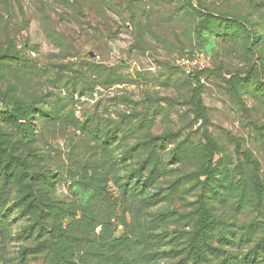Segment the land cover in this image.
<instances>
[{"label":"rangeland","instance_id":"obj_1","mask_svg":"<svg viewBox=\"0 0 264 264\" xmlns=\"http://www.w3.org/2000/svg\"><path fill=\"white\" fill-rule=\"evenodd\" d=\"M0 55V264H264V0H0Z\"/></svg>","mask_w":264,"mask_h":264},{"label":"trees","instance_id":"obj_2","mask_svg":"<svg viewBox=\"0 0 264 264\" xmlns=\"http://www.w3.org/2000/svg\"><path fill=\"white\" fill-rule=\"evenodd\" d=\"M9 60H10V57H8L7 55H0V61H9ZM4 179H3V183H4ZM3 218H4L3 216H0V234H1V230H2L1 227L4 225ZM207 229H208V214L204 208L202 211V222L200 223L197 234L198 235H204L207 232Z\"/></svg>","mask_w":264,"mask_h":264}]
</instances>
